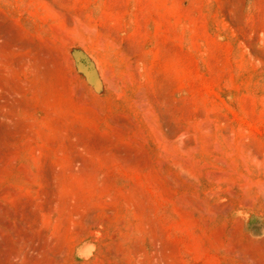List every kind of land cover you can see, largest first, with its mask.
<instances>
[{"label": "rangeland", "instance_id": "374dc122", "mask_svg": "<svg viewBox=\"0 0 264 264\" xmlns=\"http://www.w3.org/2000/svg\"><path fill=\"white\" fill-rule=\"evenodd\" d=\"M0 264H264V0H0Z\"/></svg>", "mask_w": 264, "mask_h": 264}]
</instances>
